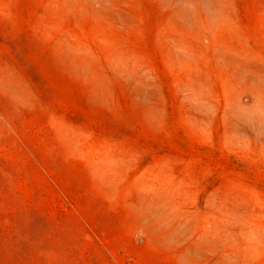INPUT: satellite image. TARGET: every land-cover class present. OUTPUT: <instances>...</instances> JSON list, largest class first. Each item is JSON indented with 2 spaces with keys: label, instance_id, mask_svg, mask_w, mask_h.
<instances>
[{
  "label": "rangeland",
  "instance_id": "374dc122",
  "mask_svg": "<svg viewBox=\"0 0 264 264\" xmlns=\"http://www.w3.org/2000/svg\"><path fill=\"white\" fill-rule=\"evenodd\" d=\"M0 264H264V0H0Z\"/></svg>",
  "mask_w": 264,
  "mask_h": 264
}]
</instances>
